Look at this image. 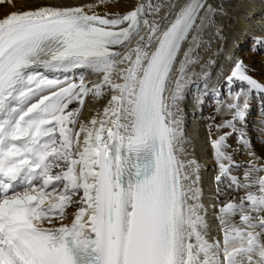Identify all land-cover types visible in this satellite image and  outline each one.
Returning <instances> with one entry per match:
<instances>
[{
  "label": "snow or ice",
  "instance_id": "obj_1",
  "mask_svg": "<svg viewBox=\"0 0 264 264\" xmlns=\"http://www.w3.org/2000/svg\"><path fill=\"white\" fill-rule=\"evenodd\" d=\"M113 2L0 18V264H264V165L250 148L246 92L231 94L230 118L210 138L219 235L210 237L201 165L186 157L181 104L199 87L193 77L207 79L206 65L187 77L186 68L198 62L190 56L206 28L223 39L224 7L136 0L123 13L97 11ZM226 59L227 84L264 92L242 60ZM77 70L78 82L68 79ZM85 73L100 79L89 84ZM106 94L82 120L86 98ZM241 149L246 168L234 159Z\"/></svg>",
  "mask_w": 264,
  "mask_h": 264
},
{
  "label": "bare ground",
  "instance_id": "obj_2",
  "mask_svg": "<svg viewBox=\"0 0 264 264\" xmlns=\"http://www.w3.org/2000/svg\"><path fill=\"white\" fill-rule=\"evenodd\" d=\"M94 2L95 0H10V2H5L3 4H0V18H3L5 15L11 13L12 11H23L37 6H43V5L79 6ZM135 2L136 0H114V2L108 5L106 8L100 7L97 9V11L100 13H103L104 11H108V12L118 11L123 13L130 10L131 7L134 6ZM174 2L176 4V8L178 9L180 5L184 2V0H174ZM216 2L222 4V6L224 7L227 13V15L224 16L223 18H217V23L223 28V37L224 35L225 37L221 41V39L218 38L215 34L216 33L215 27L206 28L204 32L201 34V42L199 47L194 46V50L192 51L190 56L191 59H197L198 62L189 64L185 72L186 77L191 73L194 72L197 73L202 63L206 61V63L208 64L210 62L209 58L211 57L212 59L214 56L220 55L217 50L221 49L224 55H220V59L219 58H218L219 60L217 59L215 64L216 66L213 68L217 70V72L211 77H209V80H207L208 90L206 91L208 92H212L214 90L216 91L217 89H219V86L225 82L224 77L229 72V64L226 57L230 56L232 59H241L240 54H242L244 49L248 48L250 40L254 39L255 37L264 35V0H216ZM175 11L176 9H173V14ZM159 16L163 17L164 11H161ZM172 18H173L172 16H169L168 18L169 21ZM161 23H162V27L166 26V24H164L163 22ZM135 43L136 40L134 39L132 45H129L128 47L134 46ZM261 44H262V46H260L262 47L261 52L264 53V43ZM154 46L155 45L153 44V47ZM188 48H189L188 42H185L181 47L180 54L177 57L176 65L172 72V83L175 82V79L178 75L177 69L179 67L180 60L184 58L183 55L184 51H186ZM120 50L127 51L126 48ZM149 51H151V49H149ZM256 60L257 61L255 62L257 68L262 66L263 75H264V57H261L259 59L256 58ZM220 62L221 64H219ZM125 66L126 65H121V67H125ZM79 72L80 70H77L76 72L73 73H69L68 79L70 80L73 79L74 77H76V74H78ZM85 74H87L86 82L89 84L93 82H98L100 79V76L98 74H88V73ZM251 76L255 80H257L258 83H264V77L260 75H251ZM113 79L115 80L117 79V77L114 76ZM193 79H195V77H193ZM199 84H200V80H199ZM200 85L198 87L199 89H200ZM256 91L259 92V94H262L263 97H261V99L259 98L252 99V97L248 98L250 102V109L248 114L253 113L251 117V123L249 124V126L254 134L255 139L256 138L257 140L259 139V141H256L255 139L253 141L250 139L251 140L250 148L255 153V156L259 157V159L256 160L255 162L257 166H260V165H264V135L261 134L262 132H264V129L258 126V122L264 121V103L262 104V101L264 102V92H260L258 90ZM193 93L188 95L187 99L181 104V107L185 110L184 126H185V139L187 141L185 145L186 157L189 159L191 158L196 159L201 165L200 173L201 176H203L204 178V183H202L203 182L202 181L201 186L206 191V192L204 191L205 192L204 196L206 198V202L204 203V205L206 208L209 209V213H210L209 220L212 221L213 218L211 217V212H212L211 205L213 203L211 202L212 200L210 201V198L212 199V195L210 192L211 188L208 190V187H210V185L211 187H213L211 183V177L209 181L210 173L208 170L211 169L209 168L211 164L207 153V141H208L209 132L206 126L204 128L202 125L203 123H205L203 119V112L201 114L200 111L198 114V109L201 106L198 102H197L198 104H196L195 100H193L192 98ZM108 98H109V94H106L103 97L104 104L107 102ZM88 99L89 97L86 100L85 108L81 116V119L85 121L91 118V116L95 113V110L97 108L96 106H99V105L95 106L96 102H94L93 99L89 102ZM254 108H256L257 110L254 111ZM200 110L203 111V109ZM219 115L224 120L230 118V116L227 114L226 107L221 108ZM250 129L248 128V132ZM223 131H227V129L222 130V132ZM228 143L231 144L233 148L236 147V140L233 142H230L229 140ZM235 157L237 158L239 157V159H241V161L244 162L242 164L244 166L245 164L248 165V162L251 159V157H249L246 154V151L243 149H241L240 152H238L234 156V158ZM221 199H224V197H222Z\"/></svg>",
  "mask_w": 264,
  "mask_h": 264
},
{
  "label": "rangeland",
  "instance_id": "obj_3",
  "mask_svg": "<svg viewBox=\"0 0 264 264\" xmlns=\"http://www.w3.org/2000/svg\"><path fill=\"white\" fill-rule=\"evenodd\" d=\"M224 37H225V35H224ZM252 40L255 41V39H251L250 42H252ZM250 42H249L250 45L248 46V48L244 49L242 54H240V58H241L240 60H242L245 63V65L247 66L248 73L251 72L249 74H251V75H260V76L264 77L262 66L259 65L260 67L257 68L256 62H255V61H257L256 58L259 59L261 57H264V55H263L264 53L261 52L262 51V47H260V46H262V44L261 43H257L256 41L253 42V43H250ZM211 43H213V42H211ZM242 56H244V60L242 59ZM198 58H199V56H198ZM218 58L220 59V55H218V56L216 55V56H214L211 59L212 61H214V63L209 62L207 64L206 61H204L202 63V65H206L203 68V70H205L204 72L207 74V79L205 80L202 77H200V78L195 77L194 80L199 79L200 80V84H202V85L199 84L200 85V89L199 88H198V90L194 89V93H193V97H192L193 100H195V103L196 104L199 103L200 106H201L198 109V114H199L200 111H201V114L203 112V119H204V122H205V123L202 124L203 127L205 128V126H206V128H209L208 130H210L212 132V134L214 135V137H211L210 134L208 133L209 135H208V141H207V153H208L210 164H211L210 167H209L211 169H208L209 173H210L209 174V181H210V177H211V183H212V186H213V187H211V185H210V187H208V190L210 188L212 189V190L210 189V192H211V195H212V199L210 198V201L212 200L211 201L212 203H214V200H215L214 199L215 198L214 197V193H215V190H216V187H217L216 182L214 180V177L217 174V167H216V163H215V161L213 159V155H212V148H211V145H210V138L211 139H215L217 137L216 125L220 124L224 120L219 115V112H217V108L218 107L225 108L226 105L231 102V94L234 91L246 92L247 95H248V98L252 97V99H255V98L261 99V97H263V95L259 94V92H257L256 90L248 89L247 85L240 84V83L227 84L226 82H224L222 85L219 86V89H217L216 91L215 90L212 91V92L206 91V90H208V88H207V80H209V77H211L212 75H214L217 72V70H215L213 68L216 66L215 64H216V61H217ZM219 64H221V62ZM200 68H199L197 73L201 72ZM88 74H91V73H88ZM61 78H63V77H61ZM203 89H205V90H203ZM196 95L199 96V102L198 103H197V100L195 99ZM259 95H260V97H259ZM89 99H88V102L91 101L93 98L91 96H89ZM88 102H87V104H88ZM102 103L104 104V99L103 98L95 103V106L99 105V106H96L97 108L95 107L96 110L101 109L103 107ZM263 103L264 102L262 101V104ZM76 106H77L76 104H73L70 107L74 108ZM200 109H203V111L200 110ZM256 110L257 109L254 108V111H256ZM227 114L230 116V113L227 112ZM252 115H253V113L252 114H248V118H247V126H248L249 129H250L249 124L251 123ZM248 133H249L250 139L254 141L255 137H254V134H253L252 130L250 129ZM255 140L259 141V139L257 140V138ZM233 141H235V137L230 139V142H233ZM182 158H184V157H182ZM234 159H235V161L237 163H241V165L244 163L243 161H241V159H239V157L238 158L235 157ZM244 167L246 168L247 165L245 164ZM242 171H243V169H241V173H242ZM233 174H237V170L236 169L233 170ZM200 175H201V173H200ZM201 178H202L201 182L203 181L202 183H204L203 176H201ZM207 181H208V178H207ZM221 187H223V185H221ZM201 188H202V186H201ZM202 190H203L202 203L204 204L206 202V198L204 196L205 195L204 193L206 191L203 188H202ZM240 195H243V193L242 192H240V193H229V195L227 197H224V199L231 198V196H236L237 199H238ZM210 223L213 225V227H212V229L210 231L211 232L210 233V237L211 236H215V235H219L218 228L215 227V220L214 219H212V221L210 220Z\"/></svg>",
  "mask_w": 264,
  "mask_h": 264
}]
</instances>
